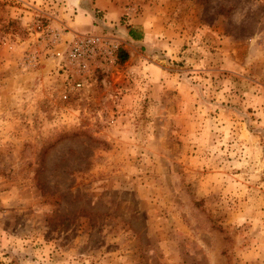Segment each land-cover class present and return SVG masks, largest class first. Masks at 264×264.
Here are the masks:
<instances>
[{"label": "rangeland", "instance_id": "rangeland-1", "mask_svg": "<svg viewBox=\"0 0 264 264\" xmlns=\"http://www.w3.org/2000/svg\"><path fill=\"white\" fill-rule=\"evenodd\" d=\"M104 2L0 0V264H264V0Z\"/></svg>", "mask_w": 264, "mask_h": 264}, {"label": "built area", "instance_id": "built-area-1", "mask_svg": "<svg viewBox=\"0 0 264 264\" xmlns=\"http://www.w3.org/2000/svg\"><path fill=\"white\" fill-rule=\"evenodd\" d=\"M110 41L103 35L76 34L66 48L65 62L80 75L89 73L92 65L99 61L112 63L118 46ZM76 86L79 88L81 84Z\"/></svg>", "mask_w": 264, "mask_h": 264}, {"label": "crops", "instance_id": "crops-1", "mask_svg": "<svg viewBox=\"0 0 264 264\" xmlns=\"http://www.w3.org/2000/svg\"><path fill=\"white\" fill-rule=\"evenodd\" d=\"M94 3L95 4L93 5V7H94V10H95L96 13L101 12L105 8V6H106L104 0H94ZM92 17H95L94 14H93ZM92 17L89 14L87 16L81 15L80 17H78L79 20H78V23L77 24L76 23H71V24L73 26L74 25L76 26L75 27V30L77 32L78 31L79 32H85V31L86 32H94V31H90V29L87 26H85V24H87V25H91L92 28H95V26L92 25L93 24ZM62 24L63 25L59 26V30L62 27H66L65 23L62 22ZM65 36H68V34L65 33ZM124 36H125L124 38H125L126 42H129L128 41V39H129V37H128V29H125V35ZM143 37H144V35H143ZM64 45H65V43H64Z\"/></svg>", "mask_w": 264, "mask_h": 264}, {"label": "trees", "instance_id": "trees-1", "mask_svg": "<svg viewBox=\"0 0 264 264\" xmlns=\"http://www.w3.org/2000/svg\"><path fill=\"white\" fill-rule=\"evenodd\" d=\"M127 29H128V37H129L128 41L129 42H133V43H138L139 42V43H141L143 45V43H144L143 34L138 33V31L134 27H130V28H127ZM117 58L119 60L118 61L119 64H124L127 61V59H128V55H127V53L124 50L118 48V50H117Z\"/></svg>", "mask_w": 264, "mask_h": 264}]
</instances>
